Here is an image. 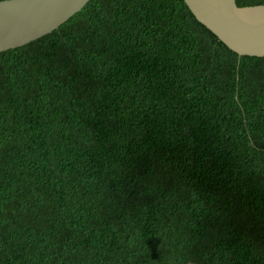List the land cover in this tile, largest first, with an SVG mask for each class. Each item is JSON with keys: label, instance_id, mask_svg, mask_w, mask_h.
<instances>
[{"label": "trees", "instance_id": "1", "mask_svg": "<svg viewBox=\"0 0 264 264\" xmlns=\"http://www.w3.org/2000/svg\"><path fill=\"white\" fill-rule=\"evenodd\" d=\"M0 264H264V57L184 0L1 52Z\"/></svg>", "mask_w": 264, "mask_h": 264}, {"label": "water", "instance_id": "2", "mask_svg": "<svg viewBox=\"0 0 264 264\" xmlns=\"http://www.w3.org/2000/svg\"><path fill=\"white\" fill-rule=\"evenodd\" d=\"M90 0L0 1V53L25 46L58 29ZM191 15L238 56L264 57V5L235 0H184ZM245 10L242 20L234 8Z\"/></svg>", "mask_w": 264, "mask_h": 264}, {"label": "clouds", "instance_id": "3", "mask_svg": "<svg viewBox=\"0 0 264 264\" xmlns=\"http://www.w3.org/2000/svg\"><path fill=\"white\" fill-rule=\"evenodd\" d=\"M234 12L242 19L247 20V16L245 15V10L240 8H234Z\"/></svg>", "mask_w": 264, "mask_h": 264}]
</instances>
